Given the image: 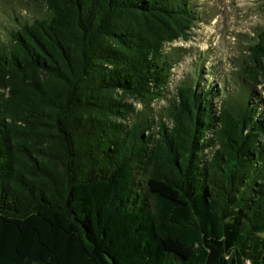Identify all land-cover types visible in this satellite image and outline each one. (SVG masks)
I'll list each match as a JSON object with an SVG mask.
<instances>
[{
	"label": "trees",
	"instance_id": "1",
	"mask_svg": "<svg viewBox=\"0 0 264 264\" xmlns=\"http://www.w3.org/2000/svg\"><path fill=\"white\" fill-rule=\"evenodd\" d=\"M35 4L0 28V264H264L252 89L181 84L155 136L127 123L168 88L193 0ZM249 51L255 79L264 31Z\"/></svg>",
	"mask_w": 264,
	"mask_h": 264
},
{
	"label": "rangeland",
	"instance_id": "2",
	"mask_svg": "<svg viewBox=\"0 0 264 264\" xmlns=\"http://www.w3.org/2000/svg\"><path fill=\"white\" fill-rule=\"evenodd\" d=\"M35 2L0 0V28L5 31L17 25L18 18H32ZM193 4L198 21L190 32V39L167 46L170 51L182 50L183 57L172 69L164 94L151 100H127L133 107L127 123L146 116L151 121L153 136L157 134L161 117L167 125L171 124L167 108L174 102L179 86L185 83L199 82L201 86L221 90L225 84L231 92H235L238 84H246L254 92V104H258L256 107L264 119V75L254 79L243 73L249 47L256 42L258 33L264 31V0H193ZM219 95L217 109L225 94Z\"/></svg>",
	"mask_w": 264,
	"mask_h": 264
}]
</instances>
